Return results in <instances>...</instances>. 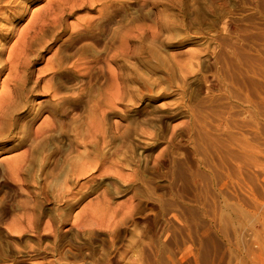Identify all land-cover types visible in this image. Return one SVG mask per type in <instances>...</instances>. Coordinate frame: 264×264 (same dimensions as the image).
Wrapping results in <instances>:
<instances>
[{
  "label": "rangeland",
  "instance_id": "obj_1",
  "mask_svg": "<svg viewBox=\"0 0 264 264\" xmlns=\"http://www.w3.org/2000/svg\"><path fill=\"white\" fill-rule=\"evenodd\" d=\"M0 4V264H264V0Z\"/></svg>",
  "mask_w": 264,
  "mask_h": 264
},
{
  "label": "bare ground",
  "instance_id": "obj_2",
  "mask_svg": "<svg viewBox=\"0 0 264 264\" xmlns=\"http://www.w3.org/2000/svg\"><path fill=\"white\" fill-rule=\"evenodd\" d=\"M2 0H0V2H1ZM0 7H1V4H0ZM6 7V6H5ZM2 8V7H1ZM0 8V9H1ZM6 9H8V8H6ZM11 10V9H10ZM2 11V10H1ZM4 11H6L5 10V8H4ZM16 12V11H15ZM0 13H2V15L3 14H6V13H8V11H6V12H0ZM11 13V12H10ZM1 15V14H0ZM11 15V14H10ZM20 16V15H19ZM3 17H5V16H3ZM2 17V18H3ZM8 17V16H7ZM5 19V18H4ZM7 19V18H6ZM9 19V18H8ZM13 21V20H12ZM12 25V24H11ZM12 27V26H11ZM10 27V29H12ZM9 29V28H8ZM16 29V27L14 28V30ZM1 31V30H0ZM0 36H2L3 38H5L6 37V35L5 34H2V33H0ZM10 37H12V36H10ZM1 42H2V40H1ZM0 42V43H1ZM3 45V44H2ZM2 48V47H1ZM2 51V50H1ZM10 54V53H9ZM13 54H14V51H13ZM13 54H11V55H13ZM10 56V55H9ZM15 56H16V54H15ZM14 56V57H15ZM11 57V56H10ZM7 58V59H10L11 60V58ZM19 57V56H18ZM12 58H13V56H12ZM14 59V58H13ZM12 59V60H13ZM16 59H18V58H16ZM2 61H4V60H2ZM6 61V60H5ZM15 61H17V60H15ZM19 61V60H18ZM8 62H10L9 60H8ZM12 63V62H11ZM1 64V63H0ZM6 64V63H5ZM1 65L0 66V73L5 69V66L6 65ZM13 64H14V62H13ZM13 64L12 65H10V63H9V65L12 67L13 66ZM20 64V63H19ZM14 65H16V64H14ZM18 65V64H17ZM16 67V66H15ZM18 68V66L16 67V69ZM12 69V68H11ZM19 69V68H18ZM9 71V70H8ZM15 68H14V72H11V71H9V78H8V75H7V82L4 80L3 82H6V84H8L9 85V81L8 80H10V81H12V80H15L14 82H12V90H10L11 91V93L9 94V96H7V98L6 97H3L2 99H1V101H0V138L2 139V138H4V137H6L5 139H10V140H17L13 145H11V148H14V147H16V146H19V145H23V143L25 142V141H28L27 139H29V137H27V136H31V135H33V132L31 131V129L33 128L32 127V122H33V118L31 117V118H29L28 120H27V122L25 123L24 122V126L21 124V125H18V127L20 128H18L19 130H17V131H15V133L13 134L12 133V135L11 136H8L11 132L10 131H8V130H11V131H13V128L14 127H16L15 125L18 123V120H20L18 117H15L16 115H15V111L17 110V107L19 106V104L20 103H22V100H23V98H24V100H25V102H27V95L25 94H23V92H25V91H28V92H31L32 90H33V85L32 86H28V85H30L29 83L31 82V81H29V83H27V81H26V75H22V76H19V77H17L18 75H16L15 74ZM16 72H18V71H16ZM21 75V74H20ZM25 77L24 79L25 80H21V77ZM28 77H30V75L28 76ZM19 78V79H18ZM29 79V78H28ZM38 80V79H37ZM24 81H26V83L24 82ZM35 82V81H34ZM4 85L3 84V87L4 86H6L7 87V85ZM35 84V83H34ZM35 86V85H34ZM4 89H5V87H4ZM4 89L2 88L1 90H2V93H4ZM8 90H9V88H8ZM28 92H26V93H28ZM0 94H1V91H0ZM8 93H6V95H7ZM1 98V97H0ZM78 98H79V96H78ZM58 103V102H57ZM59 103H61L60 101H59ZM23 105V104H22ZM26 105H28L27 103H26ZM62 105V104H61ZM57 106V105H56ZM26 108V107H25ZM60 108V107H59ZM29 109V108H28ZM27 109V110H28ZM39 109V108H38ZM51 110H54V109H51ZM29 111V110H28ZM38 112V111H37ZM25 113V112H24ZM32 113V112H31ZM30 112H27V116H29L30 114H31ZM40 113V112H39ZM41 126V125H40ZM37 127V129H41V127ZM32 127V128H31ZM45 127V126H44ZM60 128V127H59ZM36 129V133L33 135V138H31L32 140H31V144L30 145H28V149L30 148V152L32 151V152H34L35 154H30L28 157H27V159L30 161V165H26V164H22L23 162V160L22 161H20L19 159H23V157L25 156V155H27V154H24L21 158H17L20 162H21V164H20V162H15V161H13V163H9V165L10 164H12V166L10 165V169L11 170H9V172L11 171H14L13 169H15L16 168V173L18 172V171H20L21 173L23 172V171H31L32 170V165L33 164H35V162L38 160V158H39V156L37 155L38 153H40V152H42L43 150L45 151H47L48 150V152L49 151H53L54 152V150H50L51 148H50V143H52L51 142V139H53V135L51 134V130H52V128L50 129V128H48V127H45V128H43L42 127V129H41V131L39 132V130H37ZM60 129H62V128H60ZM59 129V130H60ZM63 130V129H62ZM23 132V133H25L24 135H23V133H22V135L20 136V134H19V132ZM37 131H38V133H37ZM53 131V130H52ZM7 132H10L8 135H5ZM60 132V131H59ZM62 132V131H61ZM39 134V137H40V139H38L37 140V135ZM62 134V133H61ZM56 137V136H55ZM54 137V138H55ZM53 140H55V139H53ZM6 142H7V140H6ZM54 142V141H53ZM55 143V142H54ZM29 144V143H28ZM3 145V144H2ZM52 145H54L55 146V144H52ZM30 146V147H29ZM52 148H53V146H52ZM57 148V147H56ZM61 148H63V147H61ZM54 149V148H53ZM65 149V148H64ZM55 150H57V149H55ZM27 151H29V150H26V152ZM62 151V156L64 155V150L62 149L61 150ZM25 152V153H26ZM31 152V153H32ZM57 152V151H56ZM56 152H55V154H56ZM27 153H29V152H27ZM47 153V152H46ZM58 153V152H57ZM45 154V153H44ZM36 155V156H35ZM39 155H41V154H39ZM42 155H43V152H42ZM53 155V153L51 154H48V155H45V156H43L41 159V161H40V168H41V170H48L49 171V169H50V166L51 165H54V164H57V162L55 163V162H53V164H51L50 163V158H51V156ZM26 157V156H25ZM54 157H55V155H54ZM61 157V156H60ZM15 158V157H14ZM15 158V159H16ZM13 159V158H12ZM52 159V158H51ZM57 159V158H56ZM60 159V158H59ZM54 160V159H53ZM17 161V160H16ZM28 161V162H29ZM39 161V160H38ZM61 161H64V158H63V160L61 159ZM9 162V161H8ZM59 162H60V160H59ZM58 162V163H59ZM24 163H26L25 161H24ZM65 163V162H64ZM37 164V163H36ZM51 164V165H50ZM63 164V163H62ZM7 165V164H6ZM39 166V165H38ZM63 165H61L60 167L61 168H63L62 167ZM9 167V166H8ZM52 167V166H51ZM56 167H57V165H54L53 166V168H55L56 169ZM7 168V167H6ZM13 168V169H12ZM35 168V167H34ZM37 168V167H36ZM35 168V169H36ZM52 168V169H53ZM58 168V167H57ZM7 169H9V168H7ZM60 169V168H59ZM18 170V171H17ZM34 170V169H33ZM37 170V169H36ZM10 172V173H11ZM20 172H18V174L20 173ZM51 172V171H50ZM16 173H14V172H12V174H16ZM20 173V174H21ZM17 175V174H16ZM13 176V175H12ZM21 181V180H20Z\"/></svg>",
  "mask_w": 264,
  "mask_h": 264
}]
</instances>
